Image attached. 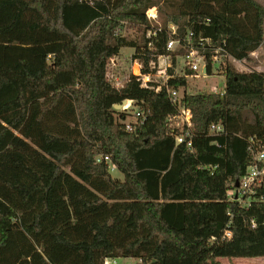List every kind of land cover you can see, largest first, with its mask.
I'll use <instances>...</instances> for the list:
<instances>
[{
  "label": "trees",
  "instance_id": "1",
  "mask_svg": "<svg viewBox=\"0 0 264 264\" xmlns=\"http://www.w3.org/2000/svg\"><path fill=\"white\" fill-rule=\"evenodd\" d=\"M157 1L0 0V264H102L106 255L223 264L218 257L264 255V187L249 205L225 194L251 159L248 137H264V71L227 61L222 94L183 93L190 147L171 134L175 106L164 87L142 86L132 73L120 87L107 78L122 46L135 47L143 71L166 51V26L145 35L155 26L145 10ZM167 18L180 35L224 41L237 59L264 39L258 0H177ZM122 21L139 26L138 38L117 32ZM126 98L149 109L132 131L115 118L113 104ZM212 121L225 133L208 134ZM227 223L232 235L222 238Z\"/></svg>",
  "mask_w": 264,
  "mask_h": 264
},
{
  "label": "built area",
  "instance_id": "2",
  "mask_svg": "<svg viewBox=\"0 0 264 264\" xmlns=\"http://www.w3.org/2000/svg\"><path fill=\"white\" fill-rule=\"evenodd\" d=\"M145 15L149 21H157V7L155 5L148 7L145 10ZM161 27V25H155L153 28H148L145 35L149 37L155 34L156 30ZM167 32L166 51L148 60V71H143L141 60L134 58L132 72L142 86L150 87L154 90H160L164 87L171 103L175 106V112L167 117L171 125V134L176 143L181 142L190 147L193 136V120L190 107L182 100L183 93L186 91L179 92V87H183L184 85L171 86L168 83V79L177 76H184L185 78L207 77L223 69L225 63L230 60L229 57L233 56L228 53L224 41L220 43L213 42L209 36L195 35L191 29H186L180 35L176 23L172 22L168 26ZM149 45L150 41L147 42L148 47ZM179 58L180 61H178ZM233 59L237 58L233 57ZM169 68H172V71ZM221 71L223 72V70ZM114 86L118 87V85ZM208 90L222 94L225 90V82L222 88L211 84ZM118 107V109L116 108L118 110L117 120L126 130L130 131L134 130L136 126L141 125L149 113V109L141 107L132 98L124 99ZM129 107L133 108V119H127L125 115L121 117L120 112H126ZM207 133L210 135H221L225 133V127L220 121H212L208 125ZM247 141L251 159L245 166L242 175L237 179H229L226 182L225 192L226 198L229 201H235L241 205H249L252 200L260 198V195H257V191L260 187H264V137L259 138L250 135ZM211 142L217 143V140L213 139ZM97 159L99 160V158ZM105 159L108 161L109 166H114L109 162L107 156ZM251 223L254 225L253 220H251ZM231 235L232 232L227 223L222 230L221 237L229 238ZM102 264L157 263L154 259L142 256L106 255L103 257Z\"/></svg>",
  "mask_w": 264,
  "mask_h": 264
},
{
  "label": "rangeland",
  "instance_id": "3",
  "mask_svg": "<svg viewBox=\"0 0 264 264\" xmlns=\"http://www.w3.org/2000/svg\"><path fill=\"white\" fill-rule=\"evenodd\" d=\"M176 1L177 0H158L155 4L158 11V18L157 21H149L150 24L166 26L168 29V26H170L172 21L167 18V15L174 12V5ZM262 1L264 2V0ZM117 32L121 35H124L128 39H135L138 38L140 28L137 24L129 25V22L122 21ZM134 52V46H122L120 47L119 52L108 61L106 75L113 85H118V87L121 86L125 82L126 78L129 76V74H133L132 70L134 65ZM137 59L139 58L137 57ZM229 59L230 60H228V62L231 63L237 70L264 71V39L257 48H255L249 53V58L233 59V57H229ZM178 61H180V58L178 59ZM221 70L224 69H220L207 77H186V84L183 87H179L178 90L181 93L183 91L189 93L200 91L210 92L208 88L211 84H215L218 88H222L225 82V75ZM115 108L118 109L119 107L117 106ZM132 111L133 108L129 107L127 108L126 112H124L125 117L127 119H133ZM115 118H118L117 112L115 114ZM109 167L113 176L122 178V173L117 170L115 166L110 165ZM219 260L223 264H264V255L244 258L225 257L220 258Z\"/></svg>",
  "mask_w": 264,
  "mask_h": 264
},
{
  "label": "crops",
  "instance_id": "4",
  "mask_svg": "<svg viewBox=\"0 0 264 264\" xmlns=\"http://www.w3.org/2000/svg\"><path fill=\"white\" fill-rule=\"evenodd\" d=\"M258 1H261L262 2V4H264V2L262 1V0H258ZM261 256H263V255H261ZM226 256H220V257H218L219 259L220 258H225ZM241 258H244L243 256H240ZM247 257V256H246ZM252 257H255V256H252Z\"/></svg>",
  "mask_w": 264,
  "mask_h": 264
},
{
  "label": "water",
  "instance_id": "5",
  "mask_svg": "<svg viewBox=\"0 0 264 264\" xmlns=\"http://www.w3.org/2000/svg\"><path fill=\"white\" fill-rule=\"evenodd\" d=\"M120 104H121V102H120V103H114L113 106H114V107H117V106H119Z\"/></svg>",
  "mask_w": 264,
  "mask_h": 264
}]
</instances>
